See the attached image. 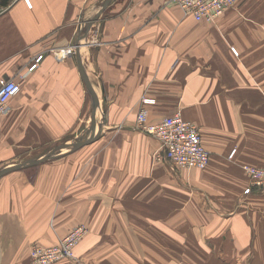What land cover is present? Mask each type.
I'll return each instance as SVG.
<instances>
[{
	"label": "crops",
	"instance_id": "0c3cea01",
	"mask_svg": "<svg viewBox=\"0 0 264 264\" xmlns=\"http://www.w3.org/2000/svg\"><path fill=\"white\" fill-rule=\"evenodd\" d=\"M105 1L0 0V84L24 74L0 118V170L22 152L87 137L93 99L77 46L105 111L97 140L0 177V264H31L32 247L80 224L85 264H146L135 253L157 264L199 255L264 264V194L245 193L243 168L264 167V0H237L211 23L167 0H112L88 29ZM145 98L155 100L145 104L151 121L180 112L199 127L206 169L158 161V140L134 127ZM209 263L219 261L190 264Z\"/></svg>",
	"mask_w": 264,
	"mask_h": 264
},
{
	"label": "built area",
	"instance_id": "2783aa9c",
	"mask_svg": "<svg viewBox=\"0 0 264 264\" xmlns=\"http://www.w3.org/2000/svg\"><path fill=\"white\" fill-rule=\"evenodd\" d=\"M29 5V0H24ZM181 8L185 16H190L196 21L214 22L228 9L234 8L237 0H167ZM237 54V50L233 48ZM66 55H64L65 57ZM39 56L36 62L31 65L30 71H34L42 60ZM24 74L17 78L4 80L0 84V118L10 113L9 101L21 90V80ZM155 100L145 98L144 107L137 115L136 129L147 135L155 137L160 144L159 155L161 160H167L174 167L184 169L204 170L210 163V152L203 144L199 128L186 120L181 113H175L163 117L158 121L149 119V110L145 104H152ZM158 155V154H157ZM245 172L251 180L250 187L246 194L253 188L264 193V167L244 166ZM87 233V228L77 227L73 229L64 239L53 246L32 247L30 257L32 264H53L63 258L73 257L74 250L79 240Z\"/></svg>",
	"mask_w": 264,
	"mask_h": 264
},
{
	"label": "rangeland",
	"instance_id": "374dc122",
	"mask_svg": "<svg viewBox=\"0 0 264 264\" xmlns=\"http://www.w3.org/2000/svg\"><path fill=\"white\" fill-rule=\"evenodd\" d=\"M263 97V100H264V96ZM102 113V114H101ZM178 113V112H177ZM180 113V112H179ZM97 117H101L105 119V111L100 107L97 109ZM92 118V117H91ZM136 121H137V118H136ZM105 121L103 120L101 124H103ZM256 122H264V106H262L261 110L259 109H256ZM97 123V131H99V129L101 128L102 130V127H100V122H96ZM136 125H137V122H135V129H136ZM196 125V124H195ZM197 126V125H196ZM198 127V126H197ZM199 128V127H198ZM137 131H139L138 129H136ZM200 130V129H199ZM88 133V135H86L87 137L83 138V139H90L92 138L93 136V131H92V122H89V128H88V131L86 132ZM102 133V132H101ZM143 133V132H142ZM201 133V132H200ZM97 134V133H96ZM145 134V133H144ZM101 135V134H100ZM83 136H81L80 138H82ZM256 140H257V143L259 144V146L261 147H264V126L260 127V126H256ZM74 144V143H72ZM158 144H159V141H158ZM204 144V143H203ZM66 145V144H64ZM205 146V145H204ZM53 147V146H52ZM59 147H63L62 145L60 146H57L55 147L53 150H51L50 152H46V150L48 149H45L42 148V149H38L36 151H25V152H22V157L21 158H18L16 160H14L15 162H19V163H25V162H28L30 160H35V159H40V158H43L49 154H54V155H58V154H61L63 153V149H62V152L61 153H58L59 151H57V149ZM159 148H160V144L158 145V155L156 156L158 161L159 162H162L163 164H165L166 166H169L170 168H178V167H174L172 164H170L167 160H161L160 159V155H159ZM38 156V157H36ZM40 157V158H39ZM13 161V162H14ZM50 161V160H48ZM47 162V161H45ZM18 163V164H19ZM44 163V162H43ZM16 164V163H15ZM42 164V163H40ZM39 165V164H38ZM38 165H31V166H27L29 168L31 167H37ZM245 166V165H244ZM243 166V168H244ZM251 166V165H250ZM181 169H184V168H181ZM189 170V169H187ZM245 170V169H244ZM247 174V173H246ZM251 182V180H250ZM250 187V186H249ZM248 187V188H249ZM254 192H258V193H261V194H264L262 192H260L259 190H257L256 188H253L252 187V190L250 193L248 194H251V193H254ZM245 193H246V190H245ZM86 227L87 228V233L79 240L77 246L75 247V250H74V256L73 257H67V258H63L62 260L56 262V263H53V264H59V263H62V262H66V261H71V262H75V263H79V264H85L83 263L82 261H80V259L78 258L77 256V253H76V250L78 248V246L81 244V242L84 240L85 237L88 236L89 234V229L88 227L85 225V224H80L78 225L77 227ZM76 227V228H77ZM72 231V230H71ZM70 231V232H71ZM69 232V233H70ZM68 233V234H69ZM67 234V235H68ZM66 235V236H67ZM65 236V237H66ZM65 237H63L62 239H64ZM60 239L59 242L62 240ZM140 243L136 242V240H134V244L133 246L135 245L136 247L139 246ZM133 257H138L139 259H141V261H145L146 260V264H157V261H156V256L155 255H152V256H149V255H142L140 256L139 253H135V255H133ZM170 258V262L169 261H166V264H177L176 261L173 260V263H172V258L171 256H169ZM200 258L202 260H204L205 263H208L209 259L211 260H215V258L219 261V264H248V262H250V264L252 263L253 261V255H244V256H231V255H199V256H179V259L181 260L180 264H190L192 259H199ZM31 259V257H30ZM31 264H32V260H31ZM133 264H140L139 261H137V259L134 258V261H133ZM211 264V263H209Z\"/></svg>",
	"mask_w": 264,
	"mask_h": 264
},
{
	"label": "water",
	"instance_id": "95a60500",
	"mask_svg": "<svg viewBox=\"0 0 264 264\" xmlns=\"http://www.w3.org/2000/svg\"><path fill=\"white\" fill-rule=\"evenodd\" d=\"M111 1L112 0H106L104 2L102 10L97 14V16L91 22L88 23V27H87L88 29H90L91 26L94 24V22H96L98 20L99 16L103 12V10L110 4ZM76 50H77L76 53H77L78 65H79L80 73H81L82 78H83V80H84V82H85V84H86V86H87V88H88V90H89V92H90V94L92 96V99H93V112H92V131H93V136L90 139H84V140L78 141V142H76L74 144L63 145V147H59L57 149V151H59L58 153H61L62 149H67L68 151H75V150L83 147L84 145L92 143L93 141L97 140L100 137V134L102 132L101 128L99 129V131H97V123H96L97 109L100 106L99 96L97 95V93L94 90V88H93L88 76L86 75V72H85L84 67H83L81 55H80V52H79V46L76 47ZM61 155L62 154L54 155V154L51 153V154H49V155H47V156H45L43 158H40V159L30 160V161L25 162V163L16 164L13 167H8V168H5L3 170H0V177L2 175H4V174L8 173V172H11V171L15 170V169L24 168V167L31 166V165H38V164L43 163L45 161L60 157Z\"/></svg>",
	"mask_w": 264,
	"mask_h": 264
},
{
	"label": "trees",
	"instance_id": "16d2710c",
	"mask_svg": "<svg viewBox=\"0 0 264 264\" xmlns=\"http://www.w3.org/2000/svg\"><path fill=\"white\" fill-rule=\"evenodd\" d=\"M10 0H2V5L7 6Z\"/></svg>",
	"mask_w": 264,
	"mask_h": 264
},
{
	"label": "bare ground",
	"instance_id": "6f19581e",
	"mask_svg": "<svg viewBox=\"0 0 264 264\" xmlns=\"http://www.w3.org/2000/svg\"><path fill=\"white\" fill-rule=\"evenodd\" d=\"M102 114V113H101Z\"/></svg>",
	"mask_w": 264,
	"mask_h": 264
}]
</instances>
